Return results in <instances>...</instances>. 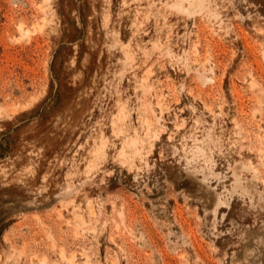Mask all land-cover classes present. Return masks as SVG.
<instances>
[{
	"label": "rangeland",
	"instance_id": "1",
	"mask_svg": "<svg viewBox=\"0 0 264 264\" xmlns=\"http://www.w3.org/2000/svg\"><path fill=\"white\" fill-rule=\"evenodd\" d=\"M195 1L0 0V264H264V0Z\"/></svg>",
	"mask_w": 264,
	"mask_h": 264
},
{
	"label": "bare ground",
	"instance_id": "2",
	"mask_svg": "<svg viewBox=\"0 0 264 264\" xmlns=\"http://www.w3.org/2000/svg\"><path fill=\"white\" fill-rule=\"evenodd\" d=\"M182 1H183V0H182ZM184 1H185V0H184ZM191 1H192L191 4H194V0H191ZM195 2H198L199 4H198V3H197V4L200 5V7H203V6H204V4L202 3V0H196ZM186 3H187V2H186ZM191 4H190V5H191ZM173 5H174V4H173ZM174 6H176V5H174ZM174 6H173V8H174ZM180 6H182V2H180ZM183 6H184V5H183ZM205 6H206V5H205ZM37 7H38V6H37ZM39 9H40V8H39ZM175 9H176V8H175ZM183 9H185V8L183 7ZM183 9H182V10H183ZM204 9H205V7H204ZM37 11H38V10H37ZM184 12H185V11H184ZM187 15H189V13H187ZM187 15H186V16H187ZM190 15H191V14H190ZM190 15H189V16H190ZM19 25H20V24H19ZM19 25H18V26H19ZM19 27H20L21 30H24V28H23L21 25H20ZM28 33H29V31H28ZM28 33L26 32V34H28ZM31 33H32V32H31ZM45 42H46V41H45ZM45 44H46V43H45ZM118 116H119V115H118ZM123 116H124V115H123ZM121 118H122V117H121ZM148 120H149V119H148ZM117 121H118V120H117ZM145 121H146V120H145ZM146 122H147V121H146ZM133 143H134V142H133ZM133 145H134V144H133ZM136 153H137V152H136ZM146 154H147V153H146ZM137 157H138V156H137ZM145 165H146V164H145ZM76 222H77V221H76Z\"/></svg>",
	"mask_w": 264,
	"mask_h": 264
}]
</instances>
